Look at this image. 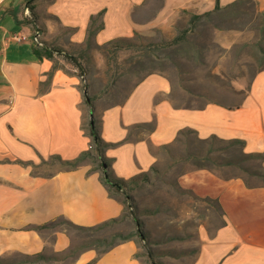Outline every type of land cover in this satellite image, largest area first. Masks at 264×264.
<instances>
[{
    "label": "crops",
    "instance_id": "0c3cea01",
    "mask_svg": "<svg viewBox=\"0 0 264 264\" xmlns=\"http://www.w3.org/2000/svg\"><path fill=\"white\" fill-rule=\"evenodd\" d=\"M147 1L35 0L33 10L27 0L0 4V257L48 250L60 254L71 243L65 230L54 229L50 238L45 230L28 226L60 217L91 226L119 216L124 208L109 196L101 171L92 170L89 162L49 173L34 170L33 164L53 155L74 159L88 149L91 137L84 122L91 113L82 77L63 54L38 59L31 41L18 42L11 35H31L40 27L44 41L80 57L93 17L99 27L91 44L100 47L136 32H155L164 26L165 15L173 17L182 8L201 10L208 4L213 10L216 5V0H164L160 14L141 20ZM234 1L219 3L226 7ZM256 1L264 7V0ZM11 21L19 25L18 32L6 26ZM172 92L170 79L153 72L120 102L93 111L100 135L109 143L105 155L118 178L129 181L148 173L158 160L157 151L184 129L203 140L213 135L240 139L246 153L264 154V69L255 73L236 104L212 100L181 105ZM179 183L199 197L218 200L222 211V222L213 233L200 231L202 241L191 264H264V184L247 185L242 178L222 177L207 168L182 174ZM137 251V243L128 240L93 264H146L135 257ZM95 256L94 249H87L60 264H87Z\"/></svg>",
    "mask_w": 264,
    "mask_h": 264
},
{
    "label": "rangeland",
    "instance_id": "374dc122",
    "mask_svg": "<svg viewBox=\"0 0 264 264\" xmlns=\"http://www.w3.org/2000/svg\"><path fill=\"white\" fill-rule=\"evenodd\" d=\"M163 4L164 0H148L138 18L146 20L160 14ZM208 7L205 4L201 10L182 8L173 17L165 15L164 26L155 28V32H136L128 40L100 47L87 45L79 57L86 70L82 87L85 83L94 97V110L120 102L137 81L153 72L170 79L177 104L240 102L255 73L264 69V7L256 0H246L191 22L194 14L211 11ZM5 24L18 32L19 25L14 21ZM183 34L186 38L182 42L173 41ZM227 144L212 139L204 141L185 132L179 140L157 151V170L150 169L147 181L137 179L136 185L130 186L136 213L147 236V246L136 237L140 260L148 261L145 252L149 248L160 264H191L202 241L200 231L213 233L222 222L216 202L195 196L180 185L182 174L204 164L222 177L242 176L251 185L264 184V177L250 174L264 173L263 160L243 155L240 144ZM60 167L50 157L35 165L34 170L49 173ZM56 228L65 230L71 239L70 247L80 250L96 246L98 237L136 230L131 215L98 231L79 230L59 219L44 233L51 238L50 233ZM46 253L50 257L56 255L50 250ZM63 255L56 256L61 259ZM67 261L53 259L47 264ZM12 262L31 264L22 262L17 253L4 257L3 264Z\"/></svg>",
    "mask_w": 264,
    "mask_h": 264
},
{
    "label": "trees",
    "instance_id": "16d2710c",
    "mask_svg": "<svg viewBox=\"0 0 264 264\" xmlns=\"http://www.w3.org/2000/svg\"><path fill=\"white\" fill-rule=\"evenodd\" d=\"M34 1L35 0H28V7L31 8V10H33V7L31 5ZM244 1H246V0H237V1H234L232 4H228L226 7H221L219 0H216V5H215V8L213 10L204 12L202 14H194L191 18V22L196 23L199 20H201L203 17H209L216 12L226 11V10L230 9L231 7L237 5L241 2H244ZM98 27L99 26L96 25V19L93 17L91 19L90 28H89V36H88V40H87L88 45H91L92 37L95 34ZM35 28H36L35 30H38L41 32L40 27H38V28L35 27ZM184 32H186V31H184ZM185 34H183L182 36L181 35L176 36L173 39V41L178 42V43L182 42L186 38ZM118 40H128V38H122V39H118ZM118 40H114L110 44H112ZM32 43L34 45V53L36 54L38 59H42V57H44V56L45 57H52L53 54H55V53L63 54L65 56V58L67 60H69V62H71L75 66V68L78 70V74L82 77V79H84V76L86 74V70H85V67L82 64V62L78 56H76L70 52H65V51H63L62 48H60L58 46H51L49 43H47L43 39H41L39 43H37V42H32ZM62 52H64V53H62ZM86 86L87 85L84 83L83 87H82L83 93H84V100H85V103L89 107L90 113H93V111H94V97L89 94ZM87 124H88L87 125L88 133L91 137V143H90L91 147L82 151L74 159H64L60 155H53L51 158L58 161L60 166L64 169H74V168L78 167L79 165H81L83 162H89L90 164H92V166H93L92 170L93 169H99L101 171L100 179H101L102 183L105 185L109 196L114 197V198H116L122 202V204L124 206L123 212L117 217L109 218L105 221H102L98 224L91 225V226L78 225V224H75L68 219L60 217L56 220H52V221H49V222L44 223V224L29 225L28 229H33V230L42 232L48 228L54 227L57 220L60 219V220H62V222H65L69 226L76 228V229H79V230H96V231H98V230H101L105 227L111 226L115 223L121 222L124 219H126V217L128 215H131L133 220H134L135 226H136V230L134 232L124 233L122 231H115V232L111 233V235L108 237L107 236H101V237H98L97 239H95V242H97V245L94 247L88 246V247H84L86 249L80 250V249H78V247H70L69 246L65 251L61 252L64 254L63 257H61V259L64 261L68 260L67 262H71V261L75 260L84 250L95 249L96 256L91 261H89L87 263V264H93L94 262H96V260L100 256H102L104 253H106L107 251H109L110 249L115 247L116 245L121 244V243L128 241V240H134L135 242H137L136 237L139 238V240L143 241V243L147 246V236H146L145 231L143 230V223L136 213L134 202H133V197L130 193V186H132V187L135 186L137 179L147 181L149 178V175H148V173H141L139 175L132 177L129 181H124V180L118 178L114 174V172L111 168V159L105 155V148L109 145V143L105 142L100 135L99 121L94 116H93V118H91V116H90ZM185 132H191V133L195 134V132L191 129H184V130H181L179 132V134L175 140L176 141L179 140V136L181 134H184ZM209 139H212V141L226 142V143H228L227 146H232L234 144H240L241 145V151H242L243 155H248L249 157H258V158L264 160V154L263 153H246L243 150L244 142L240 139L224 140V139H221L215 135H213ZM209 139H205L204 141H207ZM201 140H203V139H201ZM167 147H168V145L164 146V148H167ZM212 159H213V157H212ZM19 162L24 163L22 161H19ZM29 164H31V163H29ZM33 166H35V164H33ZM198 168L210 169L209 167H207L204 164L198 165ZM151 170L152 171L157 170L155 165L151 167ZM212 170H214L213 167H212ZM250 174L257 175L259 177H264V173H261V172H250ZM237 177L242 178L247 185H251L247 182L246 179H244V177H242V176H237ZM188 190H189V192L193 193L192 190H190V189H188ZM118 194H121L122 197L119 198L118 196H116ZM203 199L212 200V201L216 202L217 206L219 207V209L221 211V206H220L218 200L213 199V198L212 199L203 198ZM18 254L22 256V262L31 263V264H35V263L47 264L48 262H50L53 259L55 261L61 260L56 255L52 256V257L48 256L46 252H38V253H34V254H21V253H18ZM145 254L148 258V261L145 262L146 264H160V262L156 259L153 252L149 248L148 249L146 248ZM135 257L140 259L139 258L140 253L138 251L135 253ZM3 260H4V257H0V264H3ZM10 264H15V262H12Z\"/></svg>",
    "mask_w": 264,
    "mask_h": 264
},
{
    "label": "built area",
    "instance_id": "2783aa9c",
    "mask_svg": "<svg viewBox=\"0 0 264 264\" xmlns=\"http://www.w3.org/2000/svg\"><path fill=\"white\" fill-rule=\"evenodd\" d=\"M4 0H0V4L3 2ZM41 32L38 30H35L34 33H32L31 35H24V34H18V33H13L11 35L12 39L18 42H24V41H31V42H37L39 43L41 38Z\"/></svg>",
    "mask_w": 264,
    "mask_h": 264
},
{
    "label": "water",
    "instance_id": "95a60500",
    "mask_svg": "<svg viewBox=\"0 0 264 264\" xmlns=\"http://www.w3.org/2000/svg\"><path fill=\"white\" fill-rule=\"evenodd\" d=\"M90 115H91V118H93V113H91Z\"/></svg>",
    "mask_w": 264,
    "mask_h": 264
},
{
    "label": "bare ground",
    "instance_id": "6f19581e",
    "mask_svg": "<svg viewBox=\"0 0 264 264\" xmlns=\"http://www.w3.org/2000/svg\"><path fill=\"white\" fill-rule=\"evenodd\" d=\"M89 147H91V145Z\"/></svg>",
    "mask_w": 264,
    "mask_h": 264
}]
</instances>
